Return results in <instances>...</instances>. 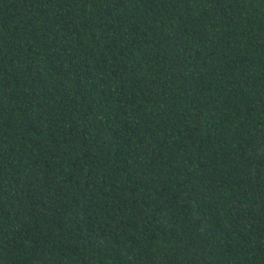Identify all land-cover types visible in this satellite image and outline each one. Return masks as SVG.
Returning <instances> with one entry per match:
<instances>
[{
    "label": "trees",
    "instance_id": "16d2710c",
    "mask_svg": "<svg viewBox=\"0 0 264 264\" xmlns=\"http://www.w3.org/2000/svg\"><path fill=\"white\" fill-rule=\"evenodd\" d=\"M0 264H264V0H0Z\"/></svg>",
    "mask_w": 264,
    "mask_h": 264
}]
</instances>
